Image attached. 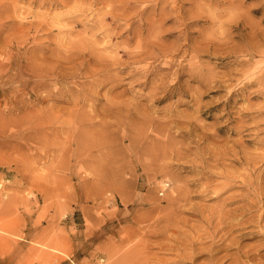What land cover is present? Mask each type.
<instances>
[{
    "label": "rangeland",
    "instance_id": "rangeland-1",
    "mask_svg": "<svg viewBox=\"0 0 264 264\" xmlns=\"http://www.w3.org/2000/svg\"><path fill=\"white\" fill-rule=\"evenodd\" d=\"M64 1L0 0V40L20 38L11 51L0 53V264H115L135 238H126L120 223L100 224L112 217L123 222L134 215L157 216L152 203L173 210L177 205L169 201L183 190L191 204L211 208L220 198L225 203L223 210L231 217L225 228H230L229 236L216 253L222 264L230 263L232 254L238 256L233 245L226 248L230 237L242 247L240 253L255 248L244 264H264V213L259 220L256 207L241 215L232 210L251 201L264 205V80L246 86L244 78L245 71L251 70L250 78L264 71V54H253L242 65L237 60L246 57L234 56L246 45L264 51V0ZM235 9L238 13H232ZM38 20L43 25L45 20L47 28L30 26ZM75 21L78 27L72 28ZM61 49L68 52L65 57ZM194 50L198 55L190 59ZM191 71L195 76H189ZM201 160L209 169L216 164L211 169L216 174L228 175L212 177L232 186L219 199L210 198L211 193L193 196L205 181H195L196 172L188 166ZM121 236L134 240L123 246ZM46 240L58 248L45 245Z\"/></svg>",
    "mask_w": 264,
    "mask_h": 264
},
{
    "label": "bare ground",
    "instance_id": "bare-ground-1",
    "mask_svg": "<svg viewBox=\"0 0 264 264\" xmlns=\"http://www.w3.org/2000/svg\"><path fill=\"white\" fill-rule=\"evenodd\" d=\"M6 1V0H5ZM10 1H14V0H10ZM16 1V0H15ZM66 1V0H65ZM64 1V2H65ZM71 0H69V2H70ZM77 1V0H76ZM113 1V0H112ZM117 1V0H116ZM147 1V0H146ZM157 0H155V2H156ZM172 1V0H171ZM189 1H191V0H189ZM3 2V1H2ZM68 2V3H69ZM75 2V1H74ZM78 2V1H77ZM101 2H102V0H101ZM100 2V3H101ZM154 2V1H153ZM188 2V1H187ZM200 2V1H199ZM4 3H6V2H4ZM68 3H65V4H68ZM73 3V2H72ZM76 3V2H75ZM103 3V2H102ZM146 3V2H145ZM196 3L197 2H195V5H196ZM204 2H202V4H203ZM13 4V3H12ZM89 4V3H88ZM108 5L110 4V3H107ZM116 4V3H115ZM144 4V3H143ZM147 4V3H146ZM201 4V5H202ZM205 4V3H204ZM8 5V4H7ZM68 5H70V3L68 4ZM129 5H130V3H129ZM171 5V4H170ZM3 6H4V4H3ZM67 6V5H66ZM126 6V5H125ZM197 6V5H196ZM72 7V6H71ZM77 7V6H76ZM80 7V6H79ZM124 7V6H123ZM122 7V8H123ZM142 7V6H141ZM224 7V6H223ZM13 8V7H12ZM108 8V7H107ZM68 9V8H67ZM196 10H197V8H195ZM123 10V9H122ZM135 10H136V8H135ZM179 10V9H178ZM225 10H227V9H225ZM239 10V9H238ZM240 10H242V9H240ZM9 11V10H8ZM14 10H11V13L13 12ZM110 11V10H109ZM139 11V10H138ZM159 11V10H158ZM218 11V10H217ZM224 11V10H223ZM229 11H231V10H229ZM229 11H227V12H229ZM233 11H235V13L237 12L236 11V9L235 10H232V13H233ZM243 11V10H242ZM241 11V12H242ZM3 12V11H2ZM73 12V11H72ZM126 12V11H125ZM206 12V11H205ZM208 12V11H207ZM226 12V13H227ZM10 13V14H11ZM26 13V12H25ZM105 14H106V11L104 12ZM103 13V14H104ZM118 13V12H117ZM120 13V12H119ZM203 13V12H202ZM201 13V14H202ZM209 13V12H208ZM215 13V12H214ZM230 13V12H229ZM229 13H227V14H229ZM234 13V14H235ZM238 13V12H237ZM240 13V12H239ZM13 14V13H12ZM17 14V13H16ZM63 14V13H62ZM178 14V13H177ZM205 14V13H204ZM216 14H218V13H216ZM215 14V15H216ZM9 14L7 13V16H8ZM114 15V14H113ZM120 15V14H119ZM122 15V14H121ZM120 15V16H121ZM125 15V14H124ZM195 15H197V14H195ZM215 15H212V16H215ZM224 15H226V14H224ZM229 15H231L232 16V14H229ZM236 15V14H235ZM234 15V16H235ZM240 15H242L241 13H240ZM239 14H238V16H240ZM10 16V15H9ZM8 16V17H9ZM17 16H19V15H17ZM100 16H101V13H100ZM205 16L206 17H208V15H206L205 14ZM221 16V15H220ZM227 16V15H226ZM237 16V17H238ZM243 16V15H242ZM245 16V15H244ZM243 16V17H244ZM16 17V16H15ZM21 17V16H20ZM71 18H73V16L71 15L70 16ZM149 17V16H148ZM251 17V16H250ZM77 18V17H76ZM103 18V17H102ZM209 18H212V17H209ZM219 18V17H218ZM252 18V17H251ZM162 19V18H161ZM206 19V18H205ZM214 19H215V17H214ZM213 19V20H214ZM227 19H230V17H228ZM235 19V18H234ZM234 19H232L233 20V22L234 21H236V19L234 20ZM242 19V18H241ZM250 19V18H249ZM21 20V19H20ZM78 20H79V17H78ZM213 20H211V21H213ZM220 20V19H219ZM218 20V21H219ZM225 20H226V18H225ZM245 20V19H244ZM247 20V19H246ZM245 20V23H247L248 22V20L246 21ZM150 21V20H149ZM152 21V20H151ZM217 21V22H218ZM224 21V20H223ZM222 21V22H223ZM1 22V21H0ZM23 22V21H22ZM44 22V25H43V23H42V21H41V23L39 22V20H38V23H35V22H33V24H30V26H34V28H38V27H40V28H42V27H44L45 26V29L47 28V26L45 25L46 23H45V20L43 21ZM104 22V21H103ZM103 22H102V24H103ZM228 22V21H227ZM231 22V21H230ZM31 23V22H30ZM101 23V22H100ZM107 23V22H106ZM226 23V21L224 22V24ZM229 23V22H228ZM235 23V22H234ZM233 23V24H234ZM244 23V24H245ZM254 23V22H253ZM252 23V24H253ZM0 24H3V23H0ZM70 24V23H69ZM69 24H67V26L69 25ZM116 24V23H115ZM127 24H128V22H127ZM157 24V23H156ZM218 24H220V23H218ZM227 24V23H226ZM225 24V25H226ZM23 24L22 23H20L19 24V27H21ZM104 25H105V23H104ZM231 25V24H230ZM28 26V25H27ZM64 27L66 26V24L65 25H63ZM66 26V28H69L70 26H68L67 27ZM72 26V25H71ZM105 26H107V25H105ZM127 26V25H126ZM227 26V25H226ZM246 26L248 27V25L246 24ZM63 27V28H64ZM74 27H78V24H77V22L75 21L74 22V26H72V28H74ZM109 27V26H108ZM252 27H253V25H252ZM251 27V29L250 28H248V29H250L251 31H252V28ZM62 28V29H63ZM150 28V27H149ZM229 28V27H228ZM254 28H255V26H254ZM22 29V28H21ZM21 29H20V31H21ZM25 29H27V28H25ZM57 29H59V28H57ZM61 29V28H60ZM70 29V28H69ZM109 29V28H108ZM113 29V28H112ZM120 29V28H119ZM44 30V29H43ZM71 30V29H70ZM87 30V29H86ZM157 30H159V28L157 29ZM216 30V29H215ZM77 31V30H76ZM123 31V30H122ZM200 31V30H199ZM217 31V30H216ZM224 31V30H223ZM249 31V30H248ZM9 32V31H8ZM78 32H79V34H80V31H77V34H78ZM81 32H83V31H81ZM136 32V31H135ZM139 32V31H138ZM148 32V31H147ZM154 32V31H153ZM155 32H156V30H155ZM221 32V31H220ZM19 33H21V32H19ZM58 33V32H57ZM60 33H62V32H60ZM69 33V32H68ZM199 33H201V32H199ZM205 33V32H204ZM218 33V32H217ZM18 34V33H17ZM78 34V35H79ZM105 34V33H104ZM139 34V33H138ZM153 34V33H152ZM221 34V33H220ZM231 34V33H230ZM7 35V34H6ZM70 35H72V34H70ZM205 35H207V34H205ZM250 35V34H249ZM20 36V35H19ZM59 36H60V34H59ZM69 36V35H68ZM82 36H84L83 34L81 35V37ZM86 36V35H85ZM152 36H155L154 34L152 35ZM252 36V35H251ZM256 36V35H255ZM4 37H5V35H4ZM87 37V36H86ZM143 37V36H142ZM206 37V36H205ZM9 38V37H8ZM21 38H22V36H21ZM57 38V37H56ZM69 38V37H68ZM75 38H77L78 39V36L77 37H75ZM208 38V37H207ZM207 38H205V39H207ZM210 38H212V37H210ZM263 38V37H262ZM20 39V38H19ZM18 39V40H19ZM59 39V38H58ZM67 39V38H66ZM72 40H73V38H71ZM76 39V40H77ZM79 39H80V37H79ZM78 39V40H79ZM83 39V38H82ZM82 39H80L79 41L80 42H82L83 40ZM90 39V38H89ZM200 39V38H199ZM18 40L16 39H14V38H11V39H8V40H3V41H1L0 40V53H2V52H5L6 50H8V51H11V44H12V42H18ZM65 40V39H64ZM77 40V41H78ZM82 40V41H81ZM201 40H203V39H201ZM258 40V39H257ZM70 41V40H69ZM77 41H76V43H74L75 45H77ZM79 41H78V43H79ZM91 40H89V42H90ZM145 41V40H144ZM198 41H200V40H198ZM210 41H214V39L213 40H210ZM218 41V40H217ZM254 41V43L256 42V40H253ZM66 41H64L63 43H65ZM72 42V43H71ZM70 43H68V40H67V43H68V45L69 44H72L73 46H74V44H73V41H71ZM87 42V41H86ZM85 42V43H86ZM94 42V41H93ZM207 42H208V40H207ZM206 42V43H207ZM57 43V42H56ZM59 43V42H58ZM58 43L56 44V45H58ZM67 43H65V44H67ZM95 43V42H94ZM197 43H199V42H197ZM258 42H256V44H257ZM260 44H261V42H259ZM90 44V43H89ZM135 44V43H134ZM204 44H205V41H204ZM204 44H202V45H204ZM214 44V43H213ZM217 44V43H216ZM216 44H214V45H216ZM253 44V43H252ZM259 44V45H260ZM263 44V43H262ZM18 45V44H17ZM59 45H61L60 43H59ZM80 45V44H79ZM83 45V44H82ZM85 45V44H84ZM87 45V44H86ZM85 45V46H86ZM92 44H90V46H91ZM199 45V44H198ZM202 45H200V47L202 46ZM213 45V46H214ZM65 46V45H64ZM64 46L62 47L61 46V48H64ZM85 46H84V49H87V48H85ZM89 46V45H88ZM93 46V45H92ZM142 46H143V44H142ZM211 46H212V44H210L209 43V45H206V49L207 50H209L210 48H211ZM236 46V45H235ZM58 47V46H57ZM60 47V46H59ZM77 47V46H76ZM80 47H83V46H81L80 45ZM80 47H77V50H79L80 49ZM97 47V46H96ZM257 47V45H246L245 47H240L239 49H236V50H234V56L236 57V56H242V57H246V58H244L245 60H241V59H239V60H237L238 61V63L240 64V65H242V64H245L246 63V61H249L250 60V58H247V57H250V56H252L253 54L255 55V54H257V55H263L264 54V51L263 50H260V49H257L256 48ZM262 47V46H261ZM9 48H10V50H9ZM67 48H70L69 46H67ZM79 48V49H78ZM88 48H90V47H88ZM143 48V47H142ZM213 48V47H212ZM22 49V48H21ZM25 49H27V48H25ZM72 48H70V50H71ZM201 49V48H200ZM67 50V49H66ZM168 50H170V48L168 49ZM199 50V49H198ZM231 50V49H230ZM13 51V50H12ZM61 51H62V49H61ZM65 50H63L62 52H63V54L65 53L64 52ZM69 51V50H68ZM71 51H73V50H71ZM76 51V50H75ZM89 51H90V49H89ZM106 51V50H105ZM16 52V51H15ZM70 52V51H69ZM80 52H81V49H80ZM104 52V51H103ZM231 52H233V51H231ZM56 53H58L57 51H56ZM66 53H68V52H66ZM65 53V54H66ZM73 53V52H72ZM86 53H87V51H86ZM88 53H90V52H88ZM137 53V52H136ZM207 53V52H206ZM214 53H216V52H214ZM213 53V54H214ZM221 53H222V51H221ZM25 54V53H24ZM30 54V53H29ZM63 54H61V55H63ZM64 54V57L66 56ZM91 54V53H90ZM93 55L95 54V53H92ZM91 54V55H92ZM105 54V53H104ZM130 54V53H129ZM19 55V54H18ZM27 55V54H26ZM50 55V54H49ZM55 55V57H56V55L57 54H53V56ZM69 55V57H68V59L69 58H71L70 57V55L71 54H68ZM107 55V54H106ZM131 55V54H130ZM139 55V54H138ZM191 55V54H190ZM196 55H198L197 54V51H195L194 50V53H193V55L190 57V59L191 58H194ZM59 56V55H58ZM95 56V55H94ZM154 56V55H153ZM189 56V55H188ZM52 57V56H51ZM88 57V56H87ZM98 57V56H97ZM140 57V56H139ZM182 57V56H181ZM253 57V56H252ZM258 57H260V56H258ZM57 58V57H56ZM74 58V57H73ZM111 58V57H110ZM87 59V58H86ZM96 59V58H95ZM94 59V60H95ZM167 59V58H166ZM262 59V58H261ZM62 60V59H61ZM63 60H65V59H63ZM173 60V59H172ZM185 60V59H184ZM189 60V59H188ZM195 59H193V61H194ZM257 60V59H256ZM254 61L255 63L256 62H260V61ZM73 61V60H72ZM75 61H77V60H75ZM79 61V60H78ZM111 61V60H110ZM150 61V60H149ZM190 61V60H189ZM189 61H186V62H189ZM65 62H66V60H65ZM69 62V61H68ZM74 62V61H73ZM87 62V61H86ZM96 62H97V60H96ZM192 62V61H191ZM87 65H88V63H86ZM95 64V63H94ZM142 64V63H141ZM165 64V63H164ZM247 64V63H246ZM249 64V63H248ZM253 64V63H252ZM52 65V64H51ZM55 65V64H54ZM69 64H67L66 66H68ZM145 65V64H144ZM203 65V64H202ZM251 65V64H250ZM73 66V65H72ZM258 66V65H257ZM260 66V65H259ZM91 68H92V66H90ZM90 67H88V68H90ZM111 67V66H110ZM51 68V67H50ZM74 68V67H73ZM72 68V70H74ZM207 69L208 68H211V67H206ZM247 68H248V66H247ZM254 68V67H253ZM52 69V68H51ZM59 69V68H58ZM206 69V70H207ZM214 69V68H213ZM237 69V68H236ZM264 69V68H263ZM89 70V69H88ZM88 70H86L87 71V73H88ZM210 70V69H209ZM258 70H260V68H258L257 70H256V72L258 71ZM50 71V70H49ZM56 71H58V70H56ZM60 71V70H59ZM199 71V70H198ZM213 71V70H212ZM91 72V71H90ZM93 72V71H92ZM165 72V71H164ZM173 72V71H172ZM255 72V73H256ZM49 73V72H48ZM60 73V72H59ZM86 72H85V74H87ZM228 73V72H227ZM235 73V72H234ZM62 74V73H61ZM64 74V73H63ZM66 74V73H65ZM72 74H74V72L72 73ZM71 74V75H72ZM76 74V73H75ZM77 74H78V72H77ZM99 74V73H98ZM171 74V73H170ZM245 74H247V75H245L244 76V78L247 80L246 81V83H245V85L246 86H248V85H250V84H253V83H261L263 80H264V71L263 72H259L256 76H255V78H250L249 76L252 74V72H251V70L250 71H245ZM68 74H66V76H67ZM89 75H91V74H89ZM204 75H206V74H204ZM211 75H213V73L211 74ZM215 75H217V74H215ZM58 76H60V75H58ZM190 77H192V76H195V72L193 71H191L190 72V75H189ZM67 77H70V75L69 76H67ZM72 77H73V75H72ZM176 77V76H175ZM211 77V76H210ZM249 77V78H248ZM52 78V77H51ZM171 78H173V77H171ZM209 78V77H208ZM212 78V77H211ZM213 78H215V77H213ZM230 78H232V77H230ZM160 79V78H159ZM210 79V78H209ZM219 79V78H218ZM222 79V78H221ZM220 79V80H221ZM211 81L213 80V79H210ZM162 81V80H161ZM172 81H173V79H172ZM244 81V80H243ZM152 82V81H151ZM221 82V81H220ZM223 82V81H222ZM89 83H90V81H89ZM217 83H219V82H217ZM262 83H264V82H262ZM227 84V83H226ZM88 86V85H87ZM86 86V87H87ZM96 86V85H95ZM226 86V85H225ZM262 87H264L263 85H262ZM264 89V88H263ZM151 90V89H150ZM262 90V89H261ZM58 93V92H57ZM65 93H66V91H65ZM264 94V93H263ZM83 97V96H82ZM153 97V96H152ZM71 99V98H70ZM72 101V100H71ZM77 102V101H76ZM72 103H74V102H72ZM111 103V102H110ZM112 104V103H111ZM262 104V103H261ZM263 105H264V103H263ZM73 106H75V105H73ZM257 106V105H256ZM75 107H77V106H75ZM260 107H262L261 105H260ZM249 109V108H248ZM262 109V108H261ZM75 110V109H74ZM251 110V109H250ZM250 110H249V112H250ZM255 110V109H254ZM256 110H260L259 108H256ZM252 111V110H251ZM257 113V112H256ZM76 114V113H75ZM81 114V113H80ZM72 118H73V116H71ZM77 117V116H76ZM82 117V116H81ZM254 123H255V121H254ZM256 124V123H255ZM67 125V124H66ZM142 125V124H141ZM66 128V127H65ZM65 128H64V130H65ZM40 131V130H39ZM60 131H62V130H60ZM80 132L82 131V130H79ZM84 131V130H83ZM62 133H63V131H62ZM79 133V132H78ZM77 133V134H78ZM44 135V134H43ZM80 135V134H79ZM40 136V135H39ZM41 136H42V134H41ZM68 136V135H67ZM87 136H90V137H92V135L91 134H89V135H87ZM43 138H44V136H42ZM79 137V136H78ZM81 137V136H80ZM41 138V137H40ZM46 138V137H45ZM88 138L89 137H86L85 139L86 140H88ZM103 137H101V139H102ZM78 139V138H77ZM105 139H106V136H105ZM104 138H103V140L104 141H106ZM92 140H94V142H96L95 141V137H94V139L92 138ZM97 140V139H96ZM75 141H76V139H75ZM79 141V140H78ZM77 141V142H78ZM100 141V140H99ZM81 142H83V141H81ZM88 142V141H87ZM91 142V144L88 142V144H90V147H92L93 145H92V141H90ZM93 142V143H94ZM102 142V141H101ZM100 142V143H101ZM107 142H108V140H107ZM59 143V142H58ZM111 143V142H110ZM109 143V144H110ZM60 144V143H59ZM62 144V143H61ZM76 144V143H75ZM79 144H81V143H79ZM79 144H76V145H78V146H80ZM84 144V143H83ZM82 144V145H83ZM102 144V143H101ZM133 144H134V142H133ZM152 144H153V142H152ZM157 144H159V143H157ZM156 144V145H157ZM160 144H165V143H160ZM160 144H159V146H160ZM64 145V144H63ZM92 145V146H91ZM95 145H97V144H95ZM98 145H99V143H98ZM108 145V144H107ZM111 145V144H110ZM109 145V146H110ZM60 146V145H59ZM85 146V145H84ZM103 146V145H102ZM151 146V145H150ZM150 146H149V148H150ZM155 146V145H154ZM61 147V146H60ZM65 147V146H64ZM63 147V148H64ZM89 147V146H88ZM99 147V146H98ZM101 147V146H100ZM163 147V146H162ZM81 148H84V147H80V149ZM96 148H97V146H96ZM143 148H145V145L143 146ZM147 148H148V146H147ZM148 148V151L150 150V151H152L154 148H157V146H155V147H153V149H149ZM160 148H161V146H160ZM166 148V147H165ZM88 149V148H87ZM92 149H94L93 147H92ZM104 149V148H103ZM105 149H107V147L105 148ZM116 149V148H115ZM158 149H159V147H158ZM82 150V149H81ZM84 150V149H83ZM89 150V149H88ZM90 150H91V148H90ZM89 150V151H90ZM98 151H100L99 149H97ZM110 150H112V149H110ZM143 150V149H142ZM154 150H156V149H154ZM154 150H153V152H154ZM161 150V149H160ZM78 151H79V149H78ZM87 151V150H86ZM88 151V152H89ZM102 151V150H101ZM104 151H106V150H104ZM103 151V152H104ZM108 152H109V149L107 150ZM144 151V150H143ZM145 151H147V150H145ZM157 151V150H156ZM162 151V150H161ZM112 152V151H111ZM110 152V153H111ZM118 152V151H117ZM163 152V151H162ZM161 152V153H162ZM202 152V151H201ZM79 153V152H78ZM90 153V152H89ZM98 153V152H97ZM97 153H95L94 155H92L93 157H95V155L97 154ZM100 153H102V152H100ZM139 153V152H138ZM142 153H144L145 154V152H142ZM148 153V155L150 154L149 152H147ZM146 153V154H147ZM157 153V152H156ZM112 154V153H111ZM115 154V153H114ZM141 154V153H140ZM139 154V155H140ZM153 153H151L150 154V156L152 155ZM113 155V154H112ZM117 155V154H116ZM147 155V158L149 157ZM163 155V154H162ZM162 155L160 154V156L159 157H162ZM91 156V157H92ZM96 156H98V155H96ZM101 156V155H100ZM103 156H105L104 154H103ZM108 156V155H107ZM114 156V155H113ZM119 156V155H118ZM138 156V155H137ZM153 156H154V154H153ZM195 156V155H194ZM102 157V156H101ZM112 157V156H111ZM134 157H136V156H134ZM152 157V156H151ZM196 157V156H195ZM106 158V157H105ZM109 158V157H108ZM115 158V157H114ZM142 158V157H141ZM153 158V157H152ZM154 158H156V157H154ZM193 158V157H192ZM62 159H64V158H62ZM62 159H61V162L60 163H62ZM91 159V161L94 159H92V158H90ZM96 159V158H95ZM102 159V158H101ZM195 159V158H194ZM103 160H105V159H103ZM109 160H111V158L109 159ZM138 160V159H137ZM150 160V159H149ZM148 160V161H149ZM153 159H151L150 161H152ZM155 160V159H154ZM190 160H191V158H190ZM193 160V159H192ZM67 161V160H66ZM90 161V160H89ZM99 161H100V159H99ZM112 161H114L115 162V160H113V158H112ZM111 161V163L109 162V164H112V163H114V162H112ZM117 161V160H116ZM141 162L143 161V160H140ZM145 161V160H144ZM147 161V162H148ZM155 161H157V160H155ZM195 160H193V162H194ZM88 162V161H87ZM86 162V163H87ZM93 162V161H92ZM96 162H98L97 161V159H96V161H95V163ZM105 162V161H104ZM103 162V163H104ZM189 162H191V161H189ZM90 163V162H89ZM99 163H101V161L99 162ZM99 163H97L96 165L98 166V164ZM140 163V162H139ZM206 163V161L204 162L203 160H201L199 163H196V164H192L191 166H188V170L189 171H195L196 172V178H195V181H201V183H203L204 181V184L200 187V189L198 190V193L196 194V195H193V196H203V195H205L206 193H211V195H210V198H216V199H219L220 198V194H222V192L223 191H225V190H227V189H229V188H231L232 186L231 185H226V184H222V183H216L215 181H213L212 179V177H214V176H221L223 173H217L216 174V172H215V170H214V172L211 170L212 168H214V167H216V164L215 165H213V166H211V169H209L210 167H209V163L207 162V164H209L207 167L204 165ZM217 163V162H216ZM92 164H94V163H92ZM102 164V163H101ZM100 164V165H101ZM107 164V163H106ZM109 164H107V166H108V169H109ZM116 164V163H115ZM119 164V163H118ZM146 164H148V163H146ZM145 163H144V165H146ZM152 163H150V165L149 166H152L151 165ZM155 164V163H154ZM153 164V165H154ZM157 164H158V162H157ZM156 164V168L158 169V167L157 166H159V168H163V165L161 166V165H157ZM160 164V163H159ZM90 165V164H89ZM96 165L94 164V166L96 167ZM103 165V164H102ZM61 166H63V163H62V165ZM119 166V165H118ZM118 166H117V168H118ZM161 166V167H160ZM59 167V166H58ZM99 167V166H98ZM103 167L105 168V166L103 165ZM112 167V166H111ZM209 167V168H208ZM100 168V167H99ZM101 168H102V166H101ZM116 168V167H115ZM143 168H146L145 166L143 167ZM182 168H184V166L182 167ZM64 169V168H63ZM95 169V168H94ZM111 169V171H112V169H113V167L112 168H110ZM147 169V168H146ZM154 169V168H153ZM215 169V168H214ZM102 170H103V168H102ZM117 170V169H116ZM116 170H113V172L115 171L116 172ZM145 170V169H144ZM159 170V169H158ZM100 171V170H99ZM110 171V170H109ZM110 171V172H111ZM102 172V171H101ZM112 172V173H113ZM103 173V172H102ZM121 173V172H120ZM120 173H118V174H120ZM104 174V173H103ZM114 174V173H113ZM112 174V175H113ZM98 175V174H97ZM106 175V174H105ZM225 177H228V175H226V174H223ZM222 175V176H223ZM102 176H104V175H102ZM113 176H115V175H113ZM112 176V177H113ZM119 176V175H118ZM117 176V177H118ZM100 176H98V178H99ZM114 179H115V177H113ZM112 178V179H113ZM100 179V178H99ZM98 179V180H99ZM103 180L105 179L104 177L102 178ZM109 179V178H108ZM119 179V180H118ZM215 179V178H214ZM101 180V179H100ZM99 180V181H100ZM194 180V179H193ZM192 180V181H193ZM105 181V180H104ZM103 181V182H104ZM107 181V180H106ZM114 181V180H113ZM113 181L111 182V183H113ZM117 181H120V178H117ZM121 181H122V178H121ZM203 181V182H202ZM101 182H102V180H101ZM110 182V181H109ZM122 182H120V184H121ZM194 183V182H193ZM98 184V183H97ZM102 184V183H101ZM123 184V183H122ZM100 185V184H99ZM107 185H108V183H107ZM114 185H118V183H115ZM120 185H118V187H119ZM122 186V185H121ZM99 187V186H98ZM100 187H103V185L102 186H100ZM99 187V188H100ZM105 187V186H104ZM121 188V187H120ZM246 188L247 189H249V188H251V184L250 183H247L246 184ZM102 190L100 191V192H102L103 191V188H101ZM107 190V188L105 189V191ZM123 190V189H122ZM122 193V192H121ZM249 192H247V194H248ZM180 197H183L182 199H180ZM188 197H189V195H188V193L185 191V190H183V191H181L180 192V194L178 195V196H174V197H172V199L169 201L170 203H171V205H177L173 210H169L170 208L168 207V206H159V205H157V204H154V203H152V208H151V210H157L156 212H158V215L157 216H155L156 214V212L154 213L155 215V217L153 216V217H149L148 215L147 216H144L145 214H142L143 216H139V215H134V216H130V217H127V218H123L122 219V221L123 222H121V219L120 220H117V219H115L114 217H112L109 221H105V223H101L100 224V226L101 227H103V228H107L108 226H111L112 224H115V222L118 224V223H120L121 224V230L126 234V238L127 237H133V238H135V240L134 239H132V240H134L132 243H130V245L127 243V242H131V241H127V240H125L124 241V238H122V236H121V239L119 238V244H121V243H123V246H124V244H125V242H126V244H128L129 246H128V248L125 250H123V248H121L120 247V249L121 250H119V251H121V253H122V250H123V252H124V254L122 253V257L120 258L119 256H118V260L117 259H115V260H117V263H118V261L120 262V264H222V256H217V252L220 250V249H222V242L224 241V240H226V238L229 236V233H230V228L227 230V229H225L227 226H228V220H229V218L231 217H229V211L228 210H226V211H224L223 210V206H222V204H225L224 202H222V198H220V203L218 204V205H216V206H213V207H211V208H208V206H206V204H204V203H199V204H191L190 202H189V200H186V199H188ZM129 198V197H128ZM190 199V198H189ZM203 199V198H202ZM125 199H123V201H124ZM186 200V201H185ZM104 201H106V200H104ZM103 201V202H104ZM111 201V200H110ZM119 201H121V200H119ZM127 201V200H126ZM146 201H148V200H146ZM181 201H185V202H182V204L180 203ZM107 202V201H106ZM121 203V202H120ZM125 202H123V204H124ZM130 203V202H129ZM151 203V202H150ZM198 203V202H197ZM100 204V203H99ZM98 204V205H99ZM103 204H105V203H103ZM112 204V203H111ZM122 204V205H123ZM151 205V204H150ZM127 207H129L130 205H126ZM146 206V205H145ZM170 206V205H169ZM103 207V206H102ZM133 207V206H132ZM151 207V206H150ZM254 207H256L257 209H261L259 212H258V216H259V220H260V217L263 215V213H264V205H262L260 202L259 203H257V204H255V202L253 203L252 201L251 202H245V203H242V204H240V205H238L237 207H233L232 208V210H235V208H237V210H239V213H238V215H241L243 212H245V211H249V210H251L252 208H254ZM150 209V208H149ZM138 211V210H137ZM140 213V212H139ZM144 213V212H143ZM183 213H189L192 217H195V218H191V219H189V218H187V217H184L183 216ZM135 214V213H134ZM118 215V214H117ZM153 215V214H152ZM151 215V216H152ZM229 217V218H228ZM99 220V219H98ZM252 223H254L255 222V218L254 217H252V218H250L249 219ZM101 222V221H100ZM260 221H258V223H259ZM0 225H1V223H0ZM18 226V225H17ZM145 226H146V228H145ZM100 227V228H101ZM19 228V227H18ZM98 228V227H97ZM13 229V228H12ZM102 229V228H101ZM18 230V229H17ZM222 230H225V231H223L222 232ZM14 231V230H13ZM12 231V232H13ZM261 232H262V235H264V231H263V228H262V226H261V230H260ZM229 232V233H228ZM120 233H122V232H120ZM137 233H140V236L139 235H137L136 236V234ZM52 236H54V234L52 235ZM135 236V237H134ZM58 237V236H57ZM62 237L63 236H61V239H62ZM233 237V236H232ZM52 237H50V239L48 238V241L49 240H51L52 241V243L55 241V240H57V239H54V238H52ZM64 238V237H63ZM63 240V239H62ZM229 240V239H228ZM47 241V240H46ZM45 242L44 244L45 245H50L51 246V241L50 242ZM59 241V240H58ZM57 241V242H58ZM56 241L54 242L55 243V245H59V243L58 244H56L57 243ZM60 242V241H59ZM117 244V243H116ZM125 244V245H126ZM228 245H227V247L226 248H228V247H230V246H234V248L237 250V252H236V254H238V256L237 255H234V254H232V259H231V261H230V263H228V264H244V261L246 260V258H247V252L248 251H252V250H255V248H253V247H251L252 249H248V250H246V251H243L242 253H240V251H241V246H240V244L237 242V240L236 239H234V237L233 238H231L230 237V240H229V242L227 243ZM119 246V245H118ZM122 246V245H121ZM51 247H53L54 248V250L55 249H57L58 248V246L57 247H55V246H51ZM244 247V246H243ZM59 248H60V246H59ZM111 248V247H110ZM124 248H126V247H124ZM113 248H111V250H112ZM245 249V248H244ZM244 249H242V250H244ZM99 250V249H98ZM100 250H102V249H100ZM100 250H99V252H100ZM108 250H109V248H108ZM103 251V250H102ZM113 251V250H112ZM112 251H110V253L112 252ZM93 253V252H92ZM109 253V254H110ZM120 253V252H119ZM118 252L116 253L117 255H120ZM101 254H103V253H101ZM108 254V255H109ZM160 254H165V255H168V257H162V255H160ZM39 255L40 256H42V259H44L43 257H44V254L42 253V252H40L39 253ZM49 255H51V253L49 254ZM92 255V254H91ZM39 256V257H40ZM97 256V255H96ZM95 257V256H94ZM41 258V257H40ZM113 258H115V257H113ZM116 258H117V256H116ZM198 259H200V260H198ZM95 260V259H94ZM105 260H106V258H105ZM108 260V259H107ZM110 260V259H109ZM114 259H113V262L115 261ZM113 262H111V263H113ZM97 263V262H96ZM116 262H115V264H117ZM98 264V263H97ZM107 264V263H106Z\"/></svg>",
    "mask_w": 264,
    "mask_h": 264
}]
</instances>
